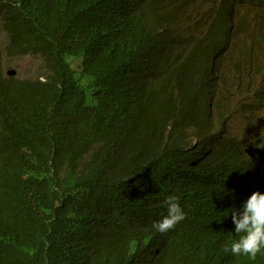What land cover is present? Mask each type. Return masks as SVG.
I'll use <instances>...</instances> for the list:
<instances>
[{"label": "trees", "instance_id": "trees-1", "mask_svg": "<svg viewBox=\"0 0 264 264\" xmlns=\"http://www.w3.org/2000/svg\"><path fill=\"white\" fill-rule=\"evenodd\" d=\"M176 1L0 0L7 56L48 69L0 70V264H264L223 250L264 193V135L229 132L220 76L239 41L264 46V0H205L210 29L182 53ZM256 94L241 107L260 115ZM170 195L186 218L160 233Z\"/></svg>", "mask_w": 264, "mask_h": 264}, {"label": "rangeland", "instance_id": "rangeland-1", "mask_svg": "<svg viewBox=\"0 0 264 264\" xmlns=\"http://www.w3.org/2000/svg\"><path fill=\"white\" fill-rule=\"evenodd\" d=\"M176 2L181 9L177 10L175 15L181 18L175 31L169 30L168 32L172 35L173 48L182 53L185 51L184 48L190 46V43H187L190 37L200 38L210 29L214 4L205 2V0L198 2L177 0ZM246 10L248 9L243 11ZM234 18L237 19L236 16ZM251 20L252 17L247 18V26ZM202 32L203 35L200 36ZM246 42L252 43V40L239 41L238 48L224 55L220 76L228 85L226 96L223 97L226 105L223 114L229 119L228 130L233 135L246 138L249 145H252L258 136L264 135V113L251 114L242 108L241 104L242 102L253 103L258 97L256 93L264 89V46L260 44L261 48H259L258 44L252 43L251 49H246L244 48ZM7 45V36L0 19V70L2 75L9 77L8 73L15 71V77L19 79H34L47 73L48 69L41 56L30 55L12 59L7 56ZM242 49L245 51L243 52ZM247 56L251 58L247 59ZM69 61L76 70H81V58L71 57Z\"/></svg>", "mask_w": 264, "mask_h": 264}, {"label": "clouds", "instance_id": "clouds-1", "mask_svg": "<svg viewBox=\"0 0 264 264\" xmlns=\"http://www.w3.org/2000/svg\"><path fill=\"white\" fill-rule=\"evenodd\" d=\"M165 204L167 215L152 225L160 233L174 229L186 218L177 196H168ZM231 218L235 225V233L240 238L226 245L223 250L237 257L244 256L255 260L258 254L264 253V193L254 191L240 210L232 212Z\"/></svg>", "mask_w": 264, "mask_h": 264}, {"label": "bare ground", "instance_id": "bare-ground-1", "mask_svg": "<svg viewBox=\"0 0 264 264\" xmlns=\"http://www.w3.org/2000/svg\"><path fill=\"white\" fill-rule=\"evenodd\" d=\"M201 8V7H200ZM186 8H184V10H185ZM254 15H257L255 12H251V11H249V12H247V16L248 17H252V20H251V23H249V25L247 26V24H248V21H247V18H246V34L247 33H249V31L252 29V26H253V17H254Z\"/></svg>", "mask_w": 264, "mask_h": 264}, {"label": "water", "instance_id": "water-1", "mask_svg": "<svg viewBox=\"0 0 264 264\" xmlns=\"http://www.w3.org/2000/svg\"><path fill=\"white\" fill-rule=\"evenodd\" d=\"M9 77H14L16 75V72L15 71H11L8 73Z\"/></svg>", "mask_w": 264, "mask_h": 264}]
</instances>
